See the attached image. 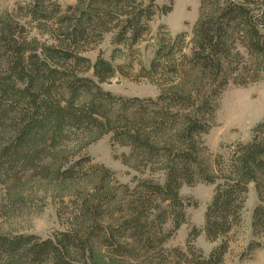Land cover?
Returning <instances> with one entry per match:
<instances>
[{"label":"trees","instance_id":"obj_1","mask_svg":"<svg viewBox=\"0 0 264 264\" xmlns=\"http://www.w3.org/2000/svg\"><path fill=\"white\" fill-rule=\"evenodd\" d=\"M155 13L154 0H77L66 7L29 0L1 15L0 186L84 184L63 230L47 238L0 231L2 259L100 264L102 252L122 264H225L227 236L242 223L250 185L258 199L252 235L264 236V119L226 155L209 156L203 141L226 87L264 76V0H200L190 40L186 32L163 37L142 69L160 87L155 98L105 90L102 83L121 67L102 54L91 61L87 46L112 29L117 44H136ZM106 134L130 148L124 162L161 171L164 180L120 183L108 167L92 164L81 150ZM197 182L214 186L202 231L220 242L207 255L192 244L197 227L185 251L164 246L188 219L180 189ZM260 247L253 240L247 248Z\"/></svg>","mask_w":264,"mask_h":264},{"label":"rangeland","instance_id":"obj_2","mask_svg":"<svg viewBox=\"0 0 264 264\" xmlns=\"http://www.w3.org/2000/svg\"><path fill=\"white\" fill-rule=\"evenodd\" d=\"M29 0H0V17L11 10L17 3ZM62 7L76 4L77 0H56ZM148 3L150 0H143ZM155 16L149 22L148 32L136 44H117L114 42L116 30L105 33L95 40L84 52L91 61L99 54L110 60L119 70L109 80L102 83L105 90L117 95L155 98L160 87L150 79L142 76V69L148 68L159 41L168 34L176 36L186 32L190 40L194 25L199 17L200 0H154ZM172 10L162 13L165 7ZM32 31V35L36 34ZM45 39V37H42ZM92 76V72L86 73ZM264 119V76L247 85L229 84L218 100L215 120L208 133L203 135L209 156L222 153L226 155L228 147L237 141L247 142L251 139L253 128ZM81 152L90 155L92 164L104 165L115 173L120 183L132 184L134 176L154 177L163 181L161 171H152L149 167L136 169L131 162H124V155H129L130 148L119 145L106 134L90 143ZM84 184L76 182L55 183L44 180L25 181L16 190H3L0 186V231L38 234L43 238L63 230L68 224L78 189ZM214 186L203 182L183 185L180 195L189 203L188 219L165 243V247L186 250L189 233L193 227L201 233L192 241L196 249L209 254L220 241H210L202 231L206 207L212 199ZM21 197L20 202L16 199ZM19 199V198H18ZM74 202V203H73ZM258 199L253 185H250L242 223L232 230L227 239L230 248L225 264H264V236L254 237L251 230V217ZM260 241L261 247L250 251L247 247L251 241ZM100 264H122V260L97 254ZM0 264H19L2 259ZM89 264V263H88ZM124 264H146L138 261Z\"/></svg>","mask_w":264,"mask_h":264}]
</instances>
